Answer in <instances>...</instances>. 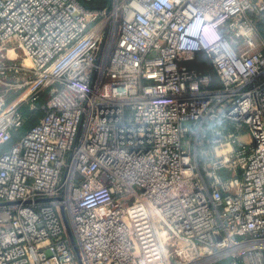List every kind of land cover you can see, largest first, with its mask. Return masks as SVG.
<instances>
[{
  "label": "built area",
  "instance_id": "2783aa9c",
  "mask_svg": "<svg viewBox=\"0 0 264 264\" xmlns=\"http://www.w3.org/2000/svg\"><path fill=\"white\" fill-rule=\"evenodd\" d=\"M259 17L264 0H0V150L43 112L0 151V264H264Z\"/></svg>",
  "mask_w": 264,
  "mask_h": 264
},
{
  "label": "trees",
  "instance_id": "16d2710c",
  "mask_svg": "<svg viewBox=\"0 0 264 264\" xmlns=\"http://www.w3.org/2000/svg\"><path fill=\"white\" fill-rule=\"evenodd\" d=\"M257 28H258L259 33H261L264 36V17L263 18L259 17V19L257 21ZM199 57L197 56L196 60H194L192 62V65L197 67L202 72L211 73V75L213 76V79H217V75H216L214 69L212 68V66L210 64L209 59L205 55L201 56V58H199ZM42 100L43 99H41V101ZM22 111L27 116V121H26L25 125L22 128H20V130L14 135L12 141L10 143L6 144L5 146H3L2 149L10 147L15 141H17V139L20 138V136H22L34 124H36L38 122L40 116L43 114L42 110H39L37 112L30 111L28 106H24L22 108Z\"/></svg>",
  "mask_w": 264,
  "mask_h": 264
},
{
  "label": "rangeland",
  "instance_id": "374dc122",
  "mask_svg": "<svg viewBox=\"0 0 264 264\" xmlns=\"http://www.w3.org/2000/svg\"><path fill=\"white\" fill-rule=\"evenodd\" d=\"M261 37L264 39V36L260 33ZM243 139H247V136H244ZM227 263V261H225Z\"/></svg>",
  "mask_w": 264,
  "mask_h": 264
},
{
  "label": "water",
  "instance_id": "95a60500",
  "mask_svg": "<svg viewBox=\"0 0 264 264\" xmlns=\"http://www.w3.org/2000/svg\"><path fill=\"white\" fill-rule=\"evenodd\" d=\"M68 226V225H67ZM68 228H69V226H68ZM70 235H71V239H72V241L74 242L75 240H74V237H73V235H72V233L70 232Z\"/></svg>",
  "mask_w": 264,
  "mask_h": 264
},
{
  "label": "crops",
  "instance_id": "0c3cea01",
  "mask_svg": "<svg viewBox=\"0 0 264 264\" xmlns=\"http://www.w3.org/2000/svg\"><path fill=\"white\" fill-rule=\"evenodd\" d=\"M203 55H204V54H202V53H199V54H198V57L200 56L199 58H201V56H203Z\"/></svg>",
  "mask_w": 264,
  "mask_h": 264
}]
</instances>
